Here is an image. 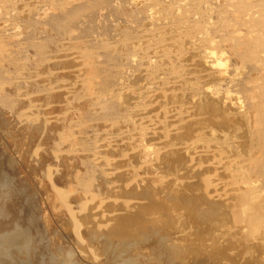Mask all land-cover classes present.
Returning <instances> with one entry per match:
<instances>
[{"label": "rangeland", "instance_id": "rangeland-1", "mask_svg": "<svg viewBox=\"0 0 264 264\" xmlns=\"http://www.w3.org/2000/svg\"><path fill=\"white\" fill-rule=\"evenodd\" d=\"M263 5L0 0V264H264Z\"/></svg>", "mask_w": 264, "mask_h": 264}, {"label": "bare ground", "instance_id": "bare-ground-1", "mask_svg": "<svg viewBox=\"0 0 264 264\" xmlns=\"http://www.w3.org/2000/svg\"><path fill=\"white\" fill-rule=\"evenodd\" d=\"M261 5V4H260ZM264 6V5H263ZM261 14V13H260Z\"/></svg>", "mask_w": 264, "mask_h": 264}]
</instances>
